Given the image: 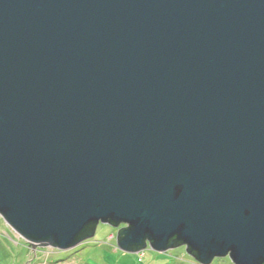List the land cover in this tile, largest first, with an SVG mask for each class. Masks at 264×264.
<instances>
[{"label": "water", "instance_id": "95a60500", "mask_svg": "<svg viewBox=\"0 0 264 264\" xmlns=\"http://www.w3.org/2000/svg\"><path fill=\"white\" fill-rule=\"evenodd\" d=\"M0 217L264 264V0H0Z\"/></svg>", "mask_w": 264, "mask_h": 264}, {"label": "rangeland", "instance_id": "374dc122", "mask_svg": "<svg viewBox=\"0 0 264 264\" xmlns=\"http://www.w3.org/2000/svg\"><path fill=\"white\" fill-rule=\"evenodd\" d=\"M122 228L126 227L114 228L100 223L91 242L75 249L67 252L52 248L34 250L0 217V264H201L185 246L164 254L150 248L140 254L123 253L117 248V237ZM211 264L234 263L226 257L217 258Z\"/></svg>", "mask_w": 264, "mask_h": 264}, {"label": "clouds", "instance_id": "9594fccd", "mask_svg": "<svg viewBox=\"0 0 264 264\" xmlns=\"http://www.w3.org/2000/svg\"><path fill=\"white\" fill-rule=\"evenodd\" d=\"M90 241V240H89ZM85 243H88V241L87 242H85ZM84 243V244H85ZM83 245V244H82ZM75 249V248H74ZM146 250V249H145ZM142 252H144V250H142L140 253H142ZM140 253H138V254H140ZM143 255H144V253H143Z\"/></svg>", "mask_w": 264, "mask_h": 264}, {"label": "trees", "instance_id": "16d2710c", "mask_svg": "<svg viewBox=\"0 0 264 264\" xmlns=\"http://www.w3.org/2000/svg\"><path fill=\"white\" fill-rule=\"evenodd\" d=\"M179 247H184V246H183V244H182V245H178V246H176V248H179Z\"/></svg>", "mask_w": 264, "mask_h": 264}, {"label": "crops", "instance_id": "0c3cea01", "mask_svg": "<svg viewBox=\"0 0 264 264\" xmlns=\"http://www.w3.org/2000/svg\"><path fill=\"white\" fill-rule=\"evenodd\" d=\"M97 233V232H96ZM92 240V239H91ZM91 240L90 241H88V242H91ZM87 244V243H86Z\"/></svg>", "mask_w": 264, "mask_h": 264}]
</instances>
